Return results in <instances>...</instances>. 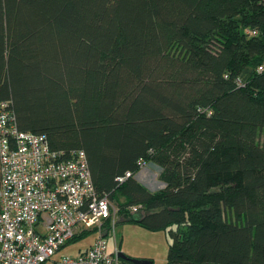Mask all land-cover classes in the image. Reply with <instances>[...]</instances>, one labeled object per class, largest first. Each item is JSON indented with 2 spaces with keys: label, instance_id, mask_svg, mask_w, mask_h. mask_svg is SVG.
Returning a JSON list of instances; mask_svg holds the SVG:
<instances>
[{
  "label": "trees",
  "instance_id": "trees-1",
  "mask_svg": "<svg viewBox=\"0 0 264 264\" xmlns=\"http://www.w3.org/2000/svg\"><path fill=\"white\" fill-rule=\"evenodd\" d=\"M9 101L86 151L118 224L168 231L167 264H264V0H0Z\"/></svg>",
  "mask_w": 264,
  "mask_h": 264
},
{
  "label": "built area",
  "instance_id": "built-area-1",
  "mask_svg": "<svg viewBox=\"0 0 264 264\" xmlns=\"http://www.w3.org/2000/svg\"><path fill=\"white\" fill-rule=\"evenodd\" d=\"M11 106L0 104V264H48L93 230L92 247L60 264H118L109 240L116 243L119 210L96 190L86 151L53 150L46 136L20 130Z\"/></svg>",
  "mask_w": 264,
  "mask_h": 264
},
{
  "label": "rangeland",
  "instance_id": "rangeland-1",
  "mask_svg": "<svg viewBox=\"0 0 264 264\" xmlns=\"http://www.w3.org/2000/svg\"><path fill=\"white\" fill-rule=\"evenodd\" d=\"M160 172V167L149 163L142 168L137 177L141 175L140 178L144 181L143 183H152V186L149 185L151 189L147 188L152 192H156L162 190L160 186L163 185V182L159 180ZM95 237L96 235L92 234L81 241L70 242L53 260L60 262L63 258L76 257L80 249L87 247ZM122 238H124L126 250L140 254L136 258L152 259L153 264H167V256L171 244L168 231L151 232L136 224L121 223L116 226L117 242ZM111 240L113 241V239Z\"/></svg>",
  "mask_w": 264,
  "mask_h": 264
},
{
  "label": "crops",
  "instance_id": "crops-1",
  "mask_svg": "<svg viewBox=\"0 0 264 264\" xmlns=\"http://www.w3.org/2000/svg\"><path fill=\"white\" fill-rule=\"evenodd\" d=\"M161 170V169H160ZM149 172V171H148ZM141 176V175H140ZM140 176H136V179L139 180L143 185H145L146 187H148L149 189H151L149 187V185L152 186V183H143L144 181L140 178ZM161 185V184H160ZM166 187V184L163 183V185L160 186L161 189H164ZM119 225V224H118ZM140 227V226H139ZM97 238V235L96 237L94 238V240L85 248L83 249H80L78 255L84 251H87L88 249H90L92 247V245L94 244L95 240ZM109 243H110V251L113 252V250L115 249V246L118 247L119 249V252L124 254V255H127L131 258H134V259H140V258H136L138 257L140 254L139 253H136L135 251L134 252H130L128 250L125 249V242H124V238H122L121 240H118L117 242V239H116V243L113 242L111 239L109 240ZM114 243V245L112 246V244ZM142 259V258H141ZM145 259H149V258H145ZM48 264H60L59 261H55V260H52L51 262H49ZM118 264H121V261H119Z\"/></svg>",
  "mask_w": 264,
  "mask_h": 264
},
{
  "label": "water",
  "instance_id": "water-1",
  "mask_svg": "<svg viewBox=\"0 0 264 264\" xmlns=\"http://www.w3.org/2000/svg\"><path fill=\"white\" fill-rule=\"evenodd\" d=\"M119 258L122 260L129 259L132 261L133 264H152L151 261H149L147 259H134V258H130L127 255H124L122 253H119Z\"/></svg>",
  "mask_w": 264,
  "mask_h": 264
}]
</instances>
